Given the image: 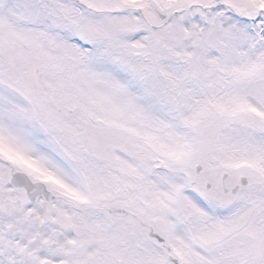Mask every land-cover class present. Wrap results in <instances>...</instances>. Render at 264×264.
<instances>
[{"label": "rangeland", "instance_id": "374dc122", "mask_svg": "<svg viewBox=\"0 0 264 264\" xmlns=\"http://www.w3.org/2000/svg\"><path fill=\"white\" fill-rule=\"evenodd\" d=\"M257 15L0 0V156L56 192L30 200L0 161V264H264Z\"/></svg>", "mask_w": 264, "mask_h": 264}, {"label": "water", "instance_id": "95a60500", "mask_svg": "<svg viewBox=\"0 0 264 264\" xmlns=\"http://www.w3.org/2000/svg\"><path fill=\"white\" fill-rule=\"evenodd\" d=\"M11 182L17 186H24L31 199L44 194L47 199L53 198V193L47 188L42 180H33L25 171L17 170L12 173ZM243 182H246L243 179Z\"/></svg>", "mask_w": 264, "mask_h": 264}, {"label": "bare ground", "instance_id": "6f19581e", "mask_svg": "<svg viewBox=\"0 0 264 264\" xmlns=\"http://www.w3.org/2000/svg\"><path fill=\"white\" fill-rule=\"evenodd\" d=\"M257 38H262V39H264V36L262 35V34H260ZM264 41V40H263ZM255 46L252 44L251 45V49H253ZM77 183H78V181H77ZM35 255V248H33V249H31L30 250V252H29V256L30 257H32V256H34ZM25 264H33L32 262H31V260H27L26 262H25Z\"/></svg>", "mask_w": 264, "mask_h": 264}]
</instances>
